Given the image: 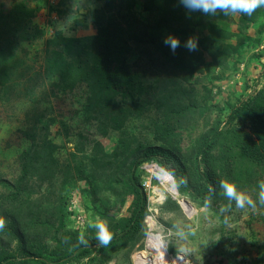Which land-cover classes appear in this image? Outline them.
Returning a JSON list of instances; mask_svg holds the SVG:
<instances>
[{
  "label": "trees",
  "instance_id": "trees-1",
  "mask_svg": "<svg viewBox=\"0 0 264 264\" xmlns=\"http://www.w3.org/2000/svg\"><path fill=\"white\" fill-rule=\"evenodd\" d=\"M0 1V101L13 94L17 102L25 103L19 125L6 128L9 138L0 147V160L6 161L0 162V217L6 220L0 230V264H107L119 254L127 259L135 241L144 236L147 205L140 166L145 162H155L172 176L179 197L199 205L210 197L216 212L229 204L219 186L221 179L235 183L239 191L249 188L256 196L258 182L264 180V81L257 87L259 78L253 80L251 92L225 104L213 118L190 122L197 106L187 101L182 82L203 68L198 66L201 52L194 56L198 65L186 66L177 51H168L164 40L159 41L158 29L132 10L133 0H102L99 8L82 16V27L90 25L91 35L64 37L55 31L44 41L39 72L26 63L22 48L38 37L40 31L30 19L46 0ZM173 1L178 2L177 9L171 11L166 28L176 38L185 37L191 32L186 29L191 13L181 10L180 0ZM52 11L61 16L58 8L50 6ZM210 16L228 17L220 12ZM209 28L231 36L217 26ZM236 39L234 46L225 45L227 50L219 53L232 57L234 67L254 43L242 34ZM70 57L75 62H69ZM263 57L264 46L249 57L262 78ZM88 82H97L98 87L93 89ZM67 96L84 98L83 110L90 117L76 123L78 113L47 115L52 112L51 100ZM129 118L144 122L151 139L131 148ZM92 123L103 138L116 130L119 148L107 153L88 134ZM195 123L196 130L188 127L195 128ZM52 125L59 127L55 134ZM181 178H187V186L179 183ZM76 189L93 199H111L99 212L113 233L108 247L97 246L94 229L85 236L89 245L77 246L79 232L66 228L65 205ZM231 203V211L219 216L221 224L226 215L242 212ZM124 207V216L111 213ZM160 207L163 212L180 210L170 197ZM259 217L264 222V216Z\"/></svg>",
  "mask_w": 264,
  "mask_h": 264
},
{
  "label": "rangeland",
  "instance_id": "rangeland-1",
  "mask_svg": "<svg viewBox=\"0 0 264 264\" xmlns=\"http://www.w3.org/2000/svg\"><path fill=\"white\" fill-rule=\"evenodd\" d=\"M177 3L173 0H133L132 10L144 22L158 29L156 34L160 41L165 40L170 35L176 37L166 27L169 25L171 11L177 9L175 8ZM101 4L102 0H46L44 5L40 2V10L35 12L30 19V24L34 25L40 32L36 40L23 45L22 48L26 51L25 55L28 58L26 63L33 64V70L41 71L40 63L44 55V41L51 39L55 31L60 32L64 37L78 38L91 35L93 30L90 25L88 28L82 27L84 19L82 16L88 13L91 14ZM50 6L58 8L61 11V16L56 14L55 11L49 13ZM181 10L186 11L182 3ZM190 13V25L186 26V29L191 32L185 37L179 36L177 38L180 46L175 51L181 55L183 62H187L186 66L198 65L194 62V56L197 55L196 53L199 50L202 55L201 65L198 66L203 68L197 73L187 74L188 80L182 82L187 94V101L193 102L197 106L193 119L190 120V122H195L198 119L213 118L218 109H223L225 104L234 103L242 94L251 92L253 89L252 81L256 78L260 80L257 87H260L262 81H264L262 74L259 72V67L256 64L253 65L249 59L252 53L258 52L264 46V8H258L251 16L229 15L224 20L214 19L210 15L201 12L190 11ZM178 14L179 12L176 13V15ZM248 19H252L253 22L249 23ZM159 20L161 21L159 22ZM209 24L230 32L231 36L218 35V31L211 30ZM245 26L247 27L245 28ZM240 34L248 36L254 43H252L253 46L249 50H247V46L246 51L242 54L241 61L234 67L233 61L235 60L232 57H224L219 53L222 50L226 51L228 45L234 46L237 41L236 38ZM221 36L224 37L220 38ZM189 39L196 42L197 51L196 49L189 50L185 46ZM255 40H258V42H255ZM166 49L168 51L172 50L168 45H166ZM75 60L70 57L69 62H75ZM260 64H264V57L261 58ZM89 84L93 89L98 87L97 82ZM35 95H37L36 91ZM24 97L21 93L20 100L24 101ZM84 101L82 97L75 98L73 96L51 100L52 112L47 113V115L59 116L61 114L68 117L69 113L73 116L78 113L75 116V122L80 123L82 119L85 121L90 117L83 110ZM21 110H25V103L17 102L13 94L8 100L0 101V147H3V140L9 138L7 136L9 132L6 128L15 130L16 126L19 125L17 118L22 116L19 115ZM74 111L76 113H72ZM221 114L224 115L226 112H221ZM129 119L127 129L133 139L130 143L131 148L151 139L147 130L143 128L144 122L141 121L140 125L139 119ZM196 124H194L195 128L188 127L196 130ZM92 125L93 123L89 126L86 125L88 134L98 139L107 153L119 148L120 136L116 133V130L110 132L109 138H103L93 131ZM58 129V125H52L50 128L51 134H55ZM60 139L58 137L56 141ZM2 161L0 160V162ZM5 163L6 161L3 162V164ZM151 165L157 164L152 161L145 162L140 166V170L143 171L140 177L143 178L142 186L147 205V214L143 220L145 226L144 236L139 241H135V245L128 253L129 263H127L126 258H122L119 254L107 264H137L139 258L145 255H151V259H154L156 253L147 247L149 238L159 239L168 257L170 256L169 258L179 256L182 259L179 264H255L259 260L264 264V222L259 219L260 215L264 216V206L257 203L255 212L251 210H242L239 213L232 212L226 215L228 220L227 223L224 222L223 224H221L219 218L222 213L220 209L216 212V206L210 203V207L204 208L203 205L192 203L183 197L181 198L187 200L186 203L192 209L190 212H185V209L180 205L179 211L163 212L160 206L166 197L176 200L178 204V200L182 199H177L179 196L171 176V189L175 195L168 191V188H170L168 185L163 186L151 174L149 171ZM3 171H6V169L4 168ZM250 191L249 188L242 190V192L253 198L257 197V194L254 196V193L252 194ZM91 197V195L83 194L76 189L68 197L65 205V211L67 212L66 228L79 233L83 231L86 237L91 235L92 231L90 230L93 229L89 228L88 224L95 219L102 220L99 212L105 209L102 210L103 206L108 207L110 204L108 201L111 200L105 201L104 198L93 199ZM111 213L119 218L126 214V210L124 207L121 210H113ZM233 214H237L238 218L236 219V215L233 216ZM47 243L51 250L52 240H48ZM170 248L174 250V253L169 252ZM136 252L141 253L136 254Z\"/></svg>",
  "mask_w": 264,
  "mask_h": 264
},
{
  "label": "clouds",
  "instance_id": "clouds-1",
  "mask_svg": "<svg viewBox=\"0 0 264 264\" xmlns=\"http://www.w3.org/2000/svg\"><path fill=\"white\" fill-rule=\"evenodd\" d=\"M180 2L191 12H201L205 15L213 16L216 15L217 12L223 13L225 16H251L258 8H264V0H180ZM164 43L168 45L173 52L180 46L179 40L171 35L165 38ZM185 46L189 50H195L197 47L196 42L192 39H189ZM164 172L166 171L164 170ZM179 183L187 186V178H181ZM219 186L222 189L223 195L229 201V204L226 206H221V213L231 211V202L233 201L235 202L236 208L240 210H251L255 212L257 210V203L264 206V180H260L258 182V193L256 199H253L251 196L239 191L235 183L230 182L227 179H221L219 181ZM203 206L204 208L210 207V197L204 198ZM227 220L228 218L225 217V223H227ZM5 227L6 220L4 217H0V230H3ZM88 227L95 230L94 238L98 242V247L106 248L110 245L113 239V233L106 222L95 219L88 224ZM79 245H83L85 247L89 245V240L85 237L83 231H81L77 237V246Z\"/></svg>",
  "mask_w": 264,
  "mask_h": 264
},
{
  "label": "bare ground",
  "instance_id": "bare-ground-1",
  "mask_svg": "<svg viewBox=\"0 0 264 264\" xmlns=\"http://www.w3.org/2000/svg\"><path fill=\"white\" fill-rule=\"evenodd\" d=\"M149 171L151 174L160 182L163 186L168 185V191L172 194V179L169 175L165 174L161 168L157 165L149 166ZM175 195V193H173ZM178 197L177 199H180ZM182 199V198H181ZM179 205L185 209V212H190L192 209L189 207L188 203L185 200H178ZM147 243V247L150 250H153L156 255H154V259H151V255H145L139 258V262L137 264H179L182 262V259L178 256L175 258H169L166 250L161 245L159 239L149 238ZM180 255V254H179ZM150 256V257H149Z\"/></svg>",
  "mask_w": 264,
  "mask_h": 264
},
{
  "label": "water",
  "instance_id": "water-1",
  "mask_svg": "<svg viewBox=\"0 0 264 264\" xmlns=\"http://www.w3.org/2000/svg\"><path fill=\"white\" fill-rule=\"evenodd\" d=\"M164 172V171H163ZM165 174H168V173H166V172H164ZM170 176V175H169ZM172 178V177H171Z\"/></svg>",
  "mask_w": 264,
  "mask_h": 264
}]
</instances>
